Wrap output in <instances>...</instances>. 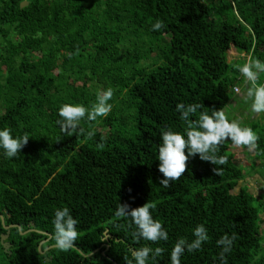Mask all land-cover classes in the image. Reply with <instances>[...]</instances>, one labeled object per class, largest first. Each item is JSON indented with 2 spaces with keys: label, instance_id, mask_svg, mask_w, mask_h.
Masks as SVG:
<instances>
[{
  "label": "trees",
  "instance_id": "obj_1",
  "mask_svg": "<svg viewBox=\"0 0 264 264\" xmlns=\"http://www.w3.org/2000/svg\"><path fill=\"white\" fill-rule=\"evenodd\" d=\"M157 20L166 27L153 31ZM232 49L238 57L229 62ZM249 59L264 62V0H0V130L29 135L16 157L0 148V239L4 227L21 229L9 230L0 264H126L129 248L141 246L164 249L148 264H170L176 241L191 242L200 224L209 239L185 250L181 264H220L216 242L225 234L237 237L227 264H264V193H232L246 175L230 139L217 153L227 164L189 157L167 188L157 160L161 133L187 127L177 104L202 105L189 120L239 108L233 89L247 83L237 65ZM257 82L264 85V73ZM108 88L107 117L82 120L84 133L60 131L61 105L91 108ZM242 114L241 126L259 137L251 170L261 165L264 180V116ZM147 202L167 241H137L131 219L115 216L119 203ZM65 207L78 221L75 247L45 252L55 243L54 213Z\"/></svg>",
  "mask_w": 264,
  "mask_h": 264
},
{
  "label": "clouds",
  "instance_id": "obj_2",
  "mask_svg": "<svg viewBox=\"0 0 264 264\" xmlns=\"http://www.w3.org/2000/svg\"><path fill=\"white\" fill-rule=\"evenodd\" d=\"M166 27L164 22L157 20L152 25L153 31H160ZM239 72L246 78L251 85L247 88L245 95L246 100L251 101V111L255 114L264 113V85L258 86L257 81L259 74L264 73V62L260 59H249L242 66L237 65ZM236 93L240 92L239 88L233 89ZM114 91L112 88L101 90L97 93L96 102L91 108H86L81 104L61 105L58 109L60 119L56 121L60 131L66 136L84 133L85 129L80 127L82 120L89 122L96 121L98 117H107L112 110V105L108 103L112 99ZM200 104L183 103L176 105L177 112L181 113V119L187 122L184 134L173 132L171 130L161 133L162 143L158 147L159 161L158 170L163 175L160 185L167 188L172 182L179 180L187 170V162L189 157L199 156L200 160L210 162L213 165H225L228 163L226 156L217 155L220 146L228 139L238 148H246L248 152L255 153L258 148L259 137L250 127H241L236 120L231 122L226 117L223 108L219 110H211L208 112H200L199 117L195 120H189L190 116H194L200 109ZM89 138L95 135L93 131L87 132ZM186 137V138H185ZM29 135L25 133L21 137L13 138L11 129L4 128L0 130V148L4 150L7 158L16 157L21 150L28 144ZM103 148V143L97 145ZM187 152V154H186ZM215 175H221L222 169L213 168ZM131 192V189H129ZM153 206L145 203L143 206L131 208L127 203H119L115 216L117 218H130L132 224L135 225L136 231L133 232L135 240L149 241L158 243L159 241H167L168 233L164 229L160 221L155 220L150 209ZM78 221L70 214V210L65 207L57 209L54 213L53 225L54 234L52 239L55 241L54 247L61 251H69L75 246L79 233L76 229ZM195 237L191 242L185 238L176 241L170 253V264H181V256L187 252H194L201 249L204 242L208 241V231L203 224L197 225L193 230ZM236 235H223L217 240V245L221 246L218 255L220 264H227L226 254L231 252ZM131 259L124 257L126 264H148L149 258L154 262L157 257L163 255L164 249L161 247L152 248L150 246H141L138 248H129Z\"/></svg>",
  "mask_w": 264,
  "mask_h": 264
},
{
  "label": "rangeland",
  "instance_id": "obj_3",
  "mask_svg": "<svg viewBox=\"0 0 264 264\" xmlns=\"http://www.w3.org/2000/svg\"><path fill=\"white\" fill-rule=\"evenodd\" d=\"M237 57H238V53L234 49L230 50L228 61L230 62ZM246 83L247 84H243V86L238 87L240 89V95H238L239 100L237 103H233V106L237 107L239 105V108L230 109V110H228L227 108L225 111V112L228 111V114L226 115V117L228 118L230 122L232 120H236L237 122H239L240 120L242 121L243 112H246L249 114L246 117L250 116L251 119H255V120L260 115L259 121H261L262 116H264V113L255 114L251 111V101L245 99V95L247 92L245 90H247V88L250 87L251 85L247 81ZM257 85H258V82H257ZM237 112H241V114ZM237 117H238V120H237ZM239 123L241 126L242 122H239ZM247 127H249V125H247ZM232 152L236 155V159H235L236 164L242 167V169L244 170V174L246 175V178L238 184V186L235 188L234 191H232V193L237 194L239 193L240 188L248 186L249 192L253 194L254 196L258 197L262 195L264 193V180L260 179V177L258 176V174H260L258 170L261 168V165H258V167L255 170H251L252 165L255 163H258L256 160L253 159L255 153L248 152L246 148H238L235 146L232 148ZM250 171L251 173H249ZM4 254H6V252L2 244L0 243V263H3L5 261Z\"/></svg>",
  "mask_w": 264,
  "mask_h": 264
},
{
  "label": "water",
  "instance_id": "obj_4",
  "mask_svg": "<svg viewBox=\"0 0 264 264\" xmlns=\"http://www.w3.org/2000/svg\"><path fill=\"white\" fill-rule=\"evenodd\" d=\"M27 5H28V2H23V3L21 4V9L24 8V7H26ZM0 219H1L2 223H3V217H2V216H0ZM13 228H17L19 231L21 230L19 226H9V227H4V229L7 230V233H6V235H2V236H1V239H0V243L2 244V246H3V248H4V250H5L6 253L9 252V249L11 248V245H10L9 243H7L6 240L9 238V235H10L9 230H10V229H13ZM29 232H34V230H30V231H28V232L21 233V234H22V235H26V234L29 233ZM38 233H39V232H38ZM40 234H42V233H40ZM109 237H110V236H109V235L107 234V232H106V233H105V238H104V240H107ZM50 238H51V236L49 235V239H50ZM49 239H48L47 241H43V242L40 244V246H39V252H40L41 254H44V252H41L40 247H42V245H44L46 242H48ZM52 248H55V247H54V246L49 247L48 249L45 250V252H46V251H49V250L52 249ZM75 249H76L78 252H80L79 249H77V248H75ZM80 253H81V252H80ZM94 253H96V252H94ZM94 253H93V254H94ZM81 254H82V253H81Z\"/></svg>",
  "mask_w": 264,
  "mask_h": 264
},
{
  "label": "built area",
  "instance_id": "obj_5",
  "mask_svg": "<svg viewBox=\"0 0 264 264\" xmlns=\"http://www.w3.org/2000/svg\"><path fill=\"white\" fill-rule=\"evenodd\" d=\"M236 93V92H235ZM237 95H240V92L239 93H237Z\"/></svg>",
  "mask_w": 264,
  "mask_h": 264
},
{
  "label": "flooded vegetation",
  "instance_id": "obj_6",
  "mask_svg": "<svg viewBox=\"0 0 264 264\" xmlns=\"http://www.w3.org/2000/svg\"><path fill=\"white\" fill-rule=\"evenodd\" d=\"M8 240V239H7ZM7 240H6V242H7ZM8 243V242H7ZM10 244V243H9ZM11 245V244H10ZM12 246V245H11Z\"/></svg>",
  "mask_w": 264,
  "mask_h": 264
},
{
  "label": "crops",
  "instance_id": "obj_7",
  "mask_svg": "<svg viewBox=\"0 0 264 264\" xmlns=\"http://www.w3.org/2000/svg\"><path fill=\"white\" fill-rule=\"evenodd\" d=\"M238 118V117H237Z\"/></svg>",
  "mask_w": 264,
  "mask_h": 264
}]
</instances>
